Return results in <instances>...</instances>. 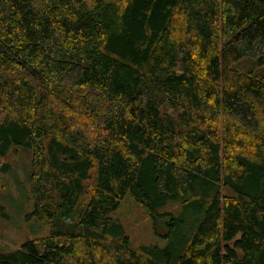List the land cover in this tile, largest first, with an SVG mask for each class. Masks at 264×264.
<instances>
[{"label":"trees","instance_id":"1","mask_svg":"<svg viewBox=\"0 0 264 264\" xmlns=\"http://www.w3.org/2000/svg\"><path fill=\"white\" fill-rule=\"evenodd\" d=\"M22 147L48 234L0 264H264V0H0V173Z\"/></svg>","mask_w":264,"mask_h":264},{"label":"rangeland","instance_id":"2","mask_svg":"<svg viewBox=\"0 0 264 264\" xmlns=\"http://www.w3.org/2000/svg\"><path fill=\"white\" fill-rule=\"evenodd\" d=\"M251 62L244 59L236 65V69L247 72L253 66ZM216 126L221 135V119ZM30 160V152L23 147L12 150L3 159L9 165V170L0 173V260L20 249L28 240L48 234L40 221L25 219L33 208L28 195ZM166 210L175 213L177 207L169 206ZM111 217L122 225L133 247L164 245L162 239L153 235L151 223L131 198L125 197Z\"/></svg>","mask_w":264,"mask_h":264}]
</instances>
